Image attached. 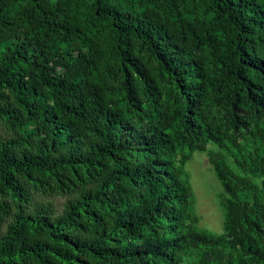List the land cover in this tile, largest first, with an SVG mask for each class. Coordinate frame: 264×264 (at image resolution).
Instances as JSON below:
<instances>
[{"label":"trees","instance_id":"obj_1","mask_svg":"<svg viewBox=\"0 0 264 264\" xmlns=\"http://www.w3.org/2000/svg\"><path fill=\"white\" fill-rule=\"evenodd\" d=\"M208 142L240 171L208 153L219 236L187 223L176 166ZM201 248L199 264H264V0H0V264Z\"/></svg>","mask_w":264,"mask_h":264},{"label":"rangeland","instance_id":"obj_2","mask_svg":"<svg viewBox=\"0 0 264 264\" xmlns=\"http://www.w3.org/2000/svg\"><path fill=\"white\" fill-rule=\"evenodd\" d=\"M168 0H148L149 5L166 3ZM170 2V1H169ZM206 108L215 112V101L206 100ZM241 143H244L242 141ZM218 152L223 162L235 173L239 168L228 151L218 148L208 142L205 150L183 149L177 153L176 166L179 168L180 178L186 183L190 192L189 218L187 223L196 233L204 236H219L225 232V203L228 196L217 179L214 168L209 161L208 153ZM259 183L260 180L255 181ZM35 200L50 202L57 213H61L66 197L62 195H36ZM4 229V228H3ZM207 249H192L184 255L181 264H199V259Z\"/></svg>","mask_w":264,"mask_h":264}]
</instances>
